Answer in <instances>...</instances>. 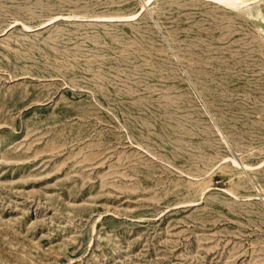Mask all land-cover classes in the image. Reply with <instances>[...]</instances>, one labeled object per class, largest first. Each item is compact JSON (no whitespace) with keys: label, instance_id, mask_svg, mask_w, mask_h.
Segmentation results:
<instances>
[{"label":"rangeland","instance_id":"obj_1","mask_svg":"<svg viewBox=\"0 0 264 264\" xmlns=\"http://www.w3.org/2000/svg\"><path fill=\"white\" fill-rule=\"evenodd\" d=\"M236 1L0 0V264H264V1Z\"/></svg>","mask_w":264,"mask_h":264},{"label":"bare ground","instance_id":"obj_2","mask_svg":"<svg viewBox=\"0 0 264 264\" xmlns=\"http://www.w3.org/2000/svg\"><path fill=\"white\" fill-rule=\"evenodd\" d=\"M217 1H219V2H221V3H225V4H227V2H228V0H217ZM261 1H264V0H258V1H256V2H261ZM231 2V1H230ZM236 2H239L240 4H241V6H243V7H250V5L252 4V3H255V1L254 0H237ZM231 7V6H230ZM234 8V7H233ZM235 9V8H234ZM238 10V9H237ZM137 15H138V13H137ZM125 18H127L128 19V17H123V18H121V19H125ZM131 18V17H130ZM135 18V17H134ZM100 19H103V18H100ZM99 19V20H100ZM105 19V18H104ZM114 19V18H113ZM118 19H120V18H118ZM259 24H260V26H261V28H262V34H263V36H264V16H262V15H259L258 17H255L254 18ZM29 28V27H28Z\"/></svg>","mask_w":264,"mask_h":264}]
</instances>
